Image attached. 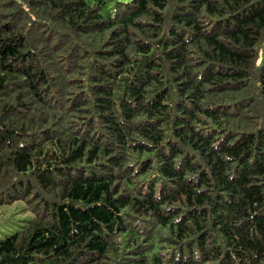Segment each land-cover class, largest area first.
<instances>
[{"label": "trees", "instance_id": "1", "mask_svg": "<svg viewBox=\"0 0 264 264\" xmlns=\"http://www.w3.org/2000/svg\"><path fill=\"white\" fill-rule=\"evenodd\" d=\"M0 264H264V0H0Z\"/></svg>", "mask_w": 264, "mask_h": 264}, {"label": "rangeland", "instance_id": "2", "mask_svg": "<svg viewBox=\"0 0 264 264\" xmlns=\"http://www.w3.org/2000/svg\"><path fill=\"white\" fill-rule=\"evenodd\" d=\"M32 217L23 201L0 207V238L15 232L26 220Z\"/></svg>", "mask_w": 264, "mask_h": 264}]
</instances>
